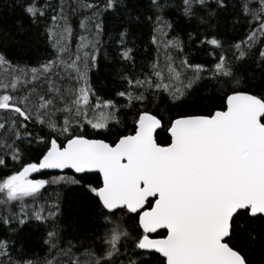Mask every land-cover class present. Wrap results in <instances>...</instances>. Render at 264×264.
I'll list each match as a JSON object with an SVG mask.
<instances>
[{"label":"snow or ice","instance_id":"snow-or-ice-1","mask_svg":"<svg viewBox=\"0 0 264 264\" xmlns=\"http://www.w3.org/2000/svg\"><path fill=\"white\" fill-rule=\"evenodd\" d=\"M247 242L264 0H0V264H252Z\"/></svg>","mask_w":264,"mask_h":264},{"label":"trees","instance_id":"trees-1","mask_svg":"<svg viewBox=\"0 0 264 264\" xmlns=\"http://www.w3.org/2000/svg\"><path fill=\"white\" fill-rule=\"evenodd\" d=\"M15 18H16L15 14L6 12L3 15V23L6 24L8 28H12L14 25ZM44 48L45 46L42 43H38L34 46L33 50L28 55L32 58L42 55L44 52ZM14 54L19 56V53H16L15 51ZM196 58L200 59L199 56H197ZM105 82L107 83L108 81ZM63 196L65 200L72 203L73 206L80 204V207L76 208V211L79 213V215L77 216L75 222L81 226H87L86 220L88 216V209L86 206L83 205L81 201L78 200L79 193L66 189L63 192ZM38 235L39 232H32L30 238L34 239ZM247 248H248V255L250 260L252 261V264H264V246H261L260 244H252L251 242H247Z\"/></svg>","mask_w":264,"mask_h":264}]
</instances>
